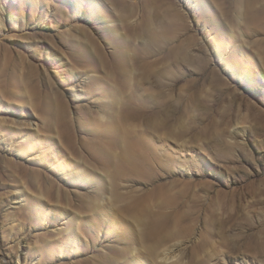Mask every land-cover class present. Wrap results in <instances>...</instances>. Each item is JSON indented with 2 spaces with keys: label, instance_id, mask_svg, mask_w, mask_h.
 Segmentation results:
<instances>
[{
  "label": "rangeland",
  "instance_id": "obj_1",
  "mask_svg": "<svg viewBox=\"0 0 264 264\" xmlns=\"http://www.w3.org/2000/svg\"><path fill=\"white\" fill-rule=\"evenodd\" d=\"M2 259L264 264V0H0Z\"/></svg>",
  "mask_w": 264,
  "mask_h": 264
},
{
  "label": "bare ground",
  "instance_id": "obj_2",
  "mask_svg": "<svg viewBox=\"0 0 264 264\" xmlns=\"http://www.w3.org/2000/svg\"><path fill=\"white\" fill-rule=\"evenodd\" d=\"M77 79H78V77H76V76H73L72 79H71L74 88H75L76 86H79V83H75V80H77ZM117 122H118V121H117ZM120 124H121V122H120ZM120 124H118V125H120ZM118 125H117V126H118ZM0 264H4V263H3V259H2V261H0Z\"/></svg>",
  "mask_w": 264,
  "mask_h": 264
}]
</instances>
